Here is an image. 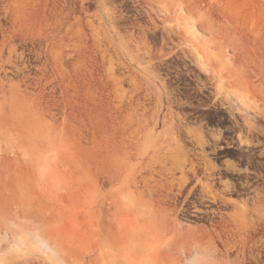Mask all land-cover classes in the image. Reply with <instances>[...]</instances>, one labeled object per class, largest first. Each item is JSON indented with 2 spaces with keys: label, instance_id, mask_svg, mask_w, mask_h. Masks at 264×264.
I'll list each match as a JSON object with an SVG mask.
<instances>
[{
  "label": "rangeland",
  "instance_id": "1",
  "mask_svg": "<svg viewBox=\"0 0 264 264\" xmlns=\"http://www.w3.org/2000/svg\"><path fill=\"white\" fill-rule=\"evenodd\" d=\"M254 169L264 0H0V218L45 264H264Z\"/></svg>",
  "mask_w": 264,
  "mask_h": 264
},
{
  "label": "bare ground",
  "instance_id": "2",
  "mask_svg": "<svg viewBox=\"0 0 264 264\" xmlns=\"http://www.w3.org/2000/svg\"><path fill=\"white\" fill-rule=\"evenodd\" d=\"M7 187V184H4L2 186V191L4 192V190L6 189ZM4 199L8 200L7 197L4 196ZM20 215V214H19ZM3 216V215H2ZM39 218V217H38ZM42 222V221H41ZM28 223V222H27ZM27 223H23V222H18L16 219H10L8 217H1L0 218V250H1V253L0 255L4 256V253L8 251H6V249L8 250H11L12 251V254L13 251H16V246H17V242H16V237L18 235H21L22 233L23 234H28L27 237L32 234V236H34V243L33 244H36V246L38 245L40 249H38L39 251L36 253L39 254L37 255V263L38 264H45V260L43 258V253L42 251L46 250V243L44 241V230L42 228V225H40L39 227L35 228V229H32L31 227H29V224ZM36 224V223H35ZM41 224V223H40ZM31 236V237H32ZM30 237V238H31ZM29 238V237H28ZM29 238V239H30ZM33 238V237H32ZM32 242H33V239H31ZM22 241V240H21ZM24 243V242H23ZM20 245V244H18ZM21 246V245H20ZM37 246V247H38ZM18 247V246H17ZM45 248V249H44ZM4 249V251H2ZM44 249V250H42ZM27 250V249H26ZM26 250H20L19 252H21V256H18V255H14L10 258V261H6V264H16L18 261L22 260V261H26L28 262L30 259L28 258L29 256V251L27 252ZM11 251H9V253H11ZM47 251V250H46ZM2 252H4L2 254ZM5 254V255H6ZM30 254L32 255V251H30ZM0 256V257H1ZM33 256V255H32ZM1 259L3 260V257H1ZM8 260V257L5 258L4 257V260L5 261ZM1 260V261H2ZM2 261V262H3ZM0 262V264L2 263ZM29 263V262H28ZM31 264V263H30Z\"/></svg>",
  "mask_w": 264,
  "mask_h": 264
},
{
  "label": "flooded vegetation",
  "instance_id": "3",
  "mask_svg": "<svg viewBox=\"0 0 264 264\" xmlns=\"http://www.w3.org/2000/svg\"><path fill=\"white\" fill-rule=\"evenodd\" d=\"M222 149L228 150L229 148L228 147H226V148L222 147ZM253 154H255V152ZM256 156H259L257 154V152H256ZM259 163L260 162L258 160H255L252 162V164L250 166L256 167V166H258L256 164H259ZM249 173L251 175V178L253 179V182H256V183H258V182L261 183L262 181L264 182V170L263 171H257L256 169H254V170H250ZM210 202H213V201H210ZM194 211H196V210H194Z\"/></svg>",
  "mask_w": 264,
  "mask_h": 264
}]
</instances>
